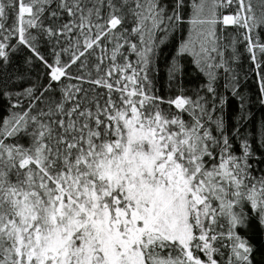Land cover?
Masks as SVG:
<instances>
[{
  "label": "snow or ice",
  "instance_id": "1",
  "mask_svg": "<svg viewBox=\"0 0 264 264\" xmlns=\"http://www.w3.org/2000/svg\"><path fill=\"white\" fill-rule=\"evenodd\" d=\"M253 228L264 0H0V264H256Z\"/></svg>",
  "mask_w": 264,
  "mask_h": 264
},
{
  "label": "trees",
  "instance_id": "2",
  "mask_svg": "<svg viewBox=\"0 0 264 264\" xmlns=\"http://www.w3.org/2000/svg\"><path fill=\"white\" fill-rule=\"evenodd\" d=\"M168 54L169 53L167 51L164 53L165 56H167ZM260 114V110L256 109L257 117H259ZM251 235L253 243H255L257 246V252L255 254L256 264H261V261H264V240L261 239L258 230H256L255 228H253Z\"/></svg>",
  "mask_w": 264,
  "mask_h": 264
}]
</instances>
